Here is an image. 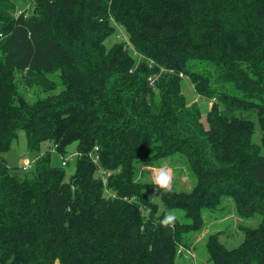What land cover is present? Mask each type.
<instances>
[{"label": "trees", "instance_id": "obj_1", "mask_svg": "<svg viewBox=\"0 0 264 264\" xmlns=\"http://www.w3.org/2000/svg\"><path fill=\"white\" fill-rule=\"evenodd\" d=\"M114 24L128 40L107 49ZM19 129L39 152L24 171L4 157ZM137 164L185 166L194 187L155 190ZM223 197L260 219L232 248L208 234L209 259L264 264V0H0V264H174ZM172 208L190 220L160 227Z\"/></svg>", "mask_w": 264, "mask_h": 264}, {"label": "rangeland", "instance_id": "obj_2", "mask_svg": "<svg viewBox=\"0 0 264 264\" xmlns=\"http://www.w3.org/2000/svg\"><path fill=\"white\" fill-rule=\"evenodd\" d=\"M23 6V4H21ZM115 25V31L113 34L108 36L104 40V44L108 49L112 44L116 42H127L128 37L123 28L118 25ZM129 51L133 55L136 62L140 60V56H138L134 51H132V46L128 44ZM17 77L18 74H17ZM181 93L185 96L186 102L188 104L196 103L200 108V121L206 127V112L210 106V100L206 99L204 96H200L195 92L194 86L185 75L182 76L181 80ZM20 91L24 94V96L28 100H33L37 96L45 95L47 92H43L37 86H27L23 83L19 84ZM253 120L255 118L252 117ZM262 131L258 128L257 124L255 125L254 132L251 136V140L255 142L257 145H260V136ZM48 147V143L45 142L41 145L40 152H44ZM75 150V143H71L67 146V153L65 156H70V159L67 163L66 173L70 175L73 172L75 162V157L73 156V151ZM263 153V150H260ZM39 152H30L27 148V139L26 133L23 129H19L17 131V137L12 141L9 150L4 153V157L10 166H21L22 160L24 157H36ZM62 155L54 153L52 155L53 162L55 164H60ZM173 167V180L174 184L172 185L173 189L177 192H190L194 183L191 180H182L183 175L187 174L190 176V172L185 166H171ZM150 169L145 167H141V165L137 164V171L140 172L139 177H135L136 179L149 180ZM17 173L21 175L22 171L18 167L16 169ZM24 171V170H23ZM142 174V175H141ZM186 176V175H185ZM178 180V181H177ZM177 181V183H175ZM153 191H150L152 200L157 202L158 208L157 213L162 212L164 205L159 201L158 197L152 194ZM172 212L179 222H188L190 219L183 216V210L178 209H169L167 212ZM201 219L202 225L200 228L194 230L183 231L180 235L179 242L177 244L176 255L174 259V264H214L209 259V254L206 249V240L207 235L210 233H219L220 241L226 245L228 248H232L237 246L244 237V228L255 226L260 217L259 215H255L252 217H242L238 214L233 201L228 197H223L216 206L210 208H202L201 209ZM59 264V263H55Z\"/></svg>", "mask_w": 264, "mask_h": 264}, {"label": "clouds", "instance_id": "obj_3", "mask_svg": "<svg viewBox=\"0 0 264 264\" xmlns=\"http://www.w3.org/2000/svg\"><path fill=\"white\" fill-rule=\"evenodd\" d=\"M145 167H150L145 164ZM173 175L166 165H161L152 172V184L155 190L167 193L172 189ZM177 217L172 212H166L160 221V227L170 228L176 222Z\"/></svg>", "mask_w": 264, "mask_h": 264}, {"label": "crops", "instance_id": "obj_4", "mask_svg": "<svg viewBox=\"0 0 264 264\" xmlns=\"http://www.w3.org/2000/svg\"><path fill=\"white\" fill-rule=\"evenodd\" d=\"M75 151V150H74ZM74 151H73V153H74ZM25 158V157H24ZM163 165H166L167 166V168L168 169H170L171 170V173H172V175H173V167H171V166H169V165H167V164H163ZM160 166H150V167H148L150 170V174H148L149 175V178L152 180V172H153V170L154 169H156V168H159ZM186 175V176H185ZM185 175H183V176H181L182 177V179H181V181L182 180H187V179H189V180H191V182H195L194 181V179L191 177V176H188L187 174H185ZM178 181V180H177ZM177 181L175 182V183H177ZM174 184V180H173V182H172V185ZM195 184V183H194ZM173 187V186H172Z\"/></svg>", "mask_w": 264, "mask_h": 264}, {"label": "built area", "instance_id": "obj_5", "mask_svg": "<svg viewBox=\"0 0 264 264\" xmlns=\"http://www.w3.org/2000/svg\"><path fill=\"white\" fill-rule=\"evenodd\" d=\"M151 82H152V79H151ZM92 158H93L94 161L97 160V156L92 155ZM66 161H67V159L64 158V159L62 160V165H65V164H66ZM30 165H31V161H30V159H28V158H24V159L22 160L21 168H22L23 170H26V169H28V168L30 167Z\"/></svg>", "mask_w": 264, "mask_h": 264}]
</instances>
